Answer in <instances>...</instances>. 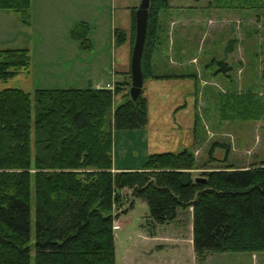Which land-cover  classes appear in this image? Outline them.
<instances>
[{"label": "trees", "instance_id": "obj_1", "mask_svg": "<svg viewBox=\"0 0 264 264\" xmlns=\"http://www.w3.org/2000/svg\"><path fill=\"white\" fill-rule=\"evenodd\" d=\"M31 6L32 0H0V10L16 14L25 25L30 23ZM136 8L129 9L130 56ZM171 8L170 0H150L143 82L187 77L195 81L193 71H156L155 55L167 40L163 17ZM205 8L247 13L263 10L264 0H208ZM114 36L117 41L127 38L119 28ZM30 63L27 48H0V79L28 72ZM129 70L130 58L127 78L116 80L113 90L0 89V264H115L113 223L127 192L145 201L152 221L159 224L174 221L179 209L192 208L197 262L214 252L264 251V161L248 167L218 163L203 174L205 181L195 182L194 154L185 148L151 153L142 168L111 170L114 132L143 128L148 122L142 88L135 100L130 98ZM123 88V101L115 105ZM225 95V119L263 115L264 101L256 94ZM127 203L128 209L132 200Z\"/></svg>", "mask_w": 264, "mask_h": 264}, {"label": "rangeland", "instance_id": "obj_2", "mask_svg": "<svg viewBox=\"0 0 264 264\" xmlns=\"http://www.w3.org/2000/svg\"><path fill=\"white\" fill-rule=\"evenodd\" d=\"M113 1L119 13L116 18L110 12L106 19L103 9H100L99 23L107 20L106 24H110L107 30L105 27V32L103 28L92 27L85 35L72 37L70 31L66 35L64 28L52 29L47 34L35 30L32 47L29 44L14 46L29 50L30 68L28 72L7 80L0 79V89L32 91L36 88L67 87L74 82L68 76L69 70L86 73L82 75L87 77L86 83L76 82L83 88L90 78L95 81L101 69H111L114 63L117 74L128 70L131 57L127 35L131 23L129 9L138 6L141 0ZM206 1L170 0L172 8L163 17L167 40L155 55L156 71H193L195 81L189 77L144 80L142 90L148 101V122L143 128L114 132V166L142 168L151 153L177 152L185 148L194 154L196 163L192 173L195 177H205L203 174L218 163L248 167L264 161V112L257 119L241 115L225 119L222 116L225 110L222 99L225 97H221L224 93L249 91L264 101V9L250 13L206 9ZM48 2L54 9L53 15L62 22H73V27L78 26L81 33L83 29L76 25L79 23L76 19L80 15L77 10L84 5L80 6L77 0ZM257 14H260V22L255 21ZM31 20L29 26L33 24ZM112 25L123 29L127 38L121 41L114 39ZM68 57L72 60L65 59ZM124 92L125 88L115 96V105L123 101ZM213 157L221 161H213ZM127 197L113 224L115 264H195L189 244L185 243L178 249L164 243L159 246L160 241L145 238L152 237L151 231L155 228L158 236L162 231L167 232L165 235L178 231L188 238L193 232L189 227L192 208L190 211L179 209L176 223L159 224L152 221L145 201L130 196L129 192ZM131 200L132 206L127 209V202ZM123 209H127L126 212L122 213ZM34 225L32 189V235ZM255 255L256 258L249 252H214L207 254L198 264H264V251Z\"/></svg>", "mask_w": 264, "mask_h": 264}, {"label": "crops", "instance_id": "obj_3", "mask_svg": "<svg viewBox=\"0 0 264 264\" xmlns=\"http://www.w3.org/2000/svg\"><path fill=\"white\" fill-rule=\"evenodd\" d=\"M208 1V0H207ZM206 1V3H207ZM79 2V5H84V8H79L77 11L80 13L79 18L76 19L79 23L76 25H80L82 27V31L79 34L77 28L73 27V22H62V20H59L58 16L53 15V7L52 5L48 2V0H32V6H31V24L32 25H25L23 24L19 18L17 17L16 14L8 11H1L0 10V48L3 47H14V46H23L25 45H33L34 43V31L38 30L42 32L43 34H47L50 30L52 29H59V28H64L66 35H68L70 31V36H79V35H85L84 33H87L91 31L92 27L95 28H103L105 32V27L106 30L108 27L110 28V24H106V21H103L102 24L99 23V14H100V9H103L104 11V16L107 19L108 16L110 15V12H112L114 18L119 16V13L117 12V5H114V1L110 3V1L105 2L104 0H77ZM204 4V7L206 5ZM207 9V8H206ZM175 15V14H173ZM178 16V15H177ZM46 21H44L45 19ZM73 27V28H72ZM112 27V36H114V29H116L115 26ZM31 28V31L29 30ZM130 27L128 29L127 35L129 34ZM200 30V29H199ZM85 31V32H84ZM200 32V31H199ZM195 33H198L197 29H195ZM88 35V34H87ZM230 45V44H229ZM232 44L229 46L231 47ZM81 48V47H80ZM231 49V48H229ZM57 57V56H56ZM67 60H72L71 58H65ZM82 63V62H81ZM155 64V63H154ZM156 66V64H155ZM79 67H82L80 65ZM81 69V68H79ZM111 69L113 70V73L111 72ZM111 69H101L97 76L95 77V81H93V78H90V80L87 83V86L95 87V88H102L105 86L106 83H112L114 84L116 80L125 79L127 78V70L123 71L124 73L122 75L117 74L116 66L115 63L111 65ZM80 71V70H79ZM79 71L76 70H69L68 76L74 81L73 85H68L72 87H79L81 84H76L77 83H86L87 77L82 76L83 74L86 73H80ZM59 78L57 79V81ZM86 85V84H83ZM85 86V87H87ZM126 87V84H125ZM114 164V163H113ZM129 166L124 167L128 168ZM122 167H116L113 165V168L111 169L112 171H116L118 169H121ZM194 169H192L193 171ZM189 211L191 209H188ZM179 214V213H178ZM191 220V219H190ZM115 222V221H114ZM173 223L178 222V219L176 218ZM170 222V224L172 223ZM180 223V222H179ZM178 223V224H179ZM114 224V223H113ZM114 226V225H113ZM155 227V226H154ZM189 227L191 230L192 228V220L189 223ZM152 232V237H145L146 240L148 239H155L157 241H160L161 244L159 246H162L163 243L167 246H173L177 247L178 249H181V246L185 243L189 244V252L191 253V258L192 262L195 264H198L195 256V250H194V245H193V232L191 236L188 238L183 235V233H178L175 232L174 234L169 233L165 235L167 232L162 231L161 235L158 236L156 234V228L151 231ZM163 233V234H162ZM165 233V234H164ZM154 235V236H153ZM165 235V236H162ZM254 255V256H253ZM252 257L256 258L257 255L255 253H252ZM241 261V260H239ZM155 264V262L153 263ZM253 264V263H252Z\"/></svg>", "mask_w": 264, "mask_h": 264}, {"label": "water", "instance_id": "obj_4", "mask_svg": "<svg viewBox=\"0 0 264 264\" xmlns=\"http://www.w3.org/2000/svg\"><path fill=\"white\" fill-rule=\"evenodd\" d=\"M149 3L150 0H141L134 12L135 35L130 57L131 85L129 88V95L132 100H135L139 96L143 86L141 58L146 38ZM205 179L206 177H195L194 180L198 182L205 181Z\"/></svg>", "mask_w": 264, "mask_h": 264}, {"label": "built area", "instance_id": "obj_5", "mask_svg": "<svg viewBox=\"0 0 264 264\" xmlns=\"http://www.w3.org/2000/svg\"><path fill=\"white\" fill-rule=\"evenodd\" d=\"M104 88H108V89L113 90L114 84H112V83H106L105 86H104Z\"/></svg>", "mask_w": 264, "mask_h": 264}, {"label": "bare ground", "instance_id": "obj_6", "mask_svg": "<svg viewBox=\"0 0 264 264\" xmlns=\"http://www.w3.org/2000/svg\"><path fill=\"white\" fill-rule=\"evenodd\" d=\"M130 71V70H129ZM129 77H131V76H129Z\"/></svg>", "mask_w": 264, "mask_h": 264}]
</instances>
